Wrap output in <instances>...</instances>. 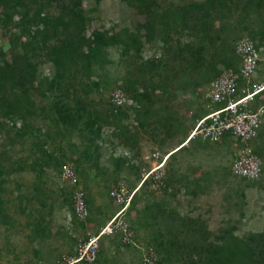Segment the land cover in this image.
Here are the masks:
<instances>
[{
    "label": "trees",
    "instance_id": "obj_1",
    "mask_svg": "<svg viewBox=\"0 0 264 264\" xmlns=\"http://www.w3.org/2000/svg\"><path fill=\"white\" fill-rule=\"evenodd\" d=\"M89 1L98 3L101 0ZM120 1L144 17L134 29L121 27L115 30L93 26V19L83 7V0H0V24L5 27L13 23L19 33L11 32V43L17 40L23 46V51H19L15 43L11 61L5 58L6 52L0 49V132L9 122L10 128L15 130L19 138L17 143L24 144L31 139L32 145L37 146V150L32 153L33 162L25 165V162L21 163L24 168L34 172L36 191L47 183L45 167H57L63 163L53 152L44 148L47 140L55 139L52 135L58 137L59 142L67 139L69 147L77 153L74 169L84 162H90L97 168L96 162L102 150L100 139L104 137L100 134L101 126L116 120L120 122L131 114H134L141 127L150 125L153 131H164L172 136V128L179 123V119L174 104L166 96L171 93V87L176 84L182 93L190 90L189 93L200 97L199 106L202 108L193 116L194 120L206 113L204 91L221 70H215L213 66L215 55H225L229 48L232 59L223 67H237L234 44L239 37L248 36L259 44L263 42L264 0H195L168 6H162L157 0ZM14 14L19 15L15 21L12 20ZM228 15L242 18L243 30L249 28V22L245 20H255L251 23L255 24L251 33L238 36L232 45L226 37H222L224 26L229 21ZM216 21H219L218 25ZM23 36L26 37L25 41H21ZM146 42L152 46L156 44L160 54L154 53L150 58H145L143 48ZM112 50H116L119 55L116 64L121 62L127 67L118 87L128 93L136 105L120 107L104 102L105 89L115 84L109 80V66L114 64ZM44 63L51 66L50 74L39 73V66ZM211 68L214 74L210 76L205 71ZM158 89L162 91L157 92ZM37 116L49 119L45 131L32 125L31 119ZM121 126L127 129V126ZM74 134L80 138V143L72 141ZM159 134L156 132L153 137ZM128 136L137 152L139 146L135 135L129 133ZM230 141L222 138L210 143ZM255 141L252 144L254 151L261 158ZM231 145L233 159L234 145ZM125 146L131 148L129 144ZM0 148H3L0 151V220L4 222L9 217L11 199L3 193L6 181L2 177L9 175V167L3 163L8 149L3 142ZM143 163L140 170L148 167L147 161ZM261 166L263 172L262 158ZM262 172L258 178L250 179L235 175L231 169V174L243 183L258 181ZM165 180L167 182L164 177ZM151 181L149 178L140 188L149 186ZM166 186L168 183H164L163 189ZM239 195L245 197L244 191L241 190ZM29 200L27 195L23 200L25 206ZM61 203H64L63 200ZM131 203L128 208L132 206ZM148 205L141 210L147 209ZM53 206V202L49 205L44 203L41 204V210L48 207L52 209ZM141 210L137 211L138 218L142 215ZM40 212L37 211L40 218L33 220L34 238L50 233L45 217L52 213ZM161 214L167 219L153 231L154 246H147L157 254L158 264H264V229L235 235L234 226H230L214 234L204 226L200 217H181L171 210L166 215L163 211ZM148 220V217H142L137 223L146 226ZM115 235L121 240L120 233Z\"/></svg>",
    "mask_w": 264,
    "mask_h": 264
},
{
    "label": "rangeland",
    "instance_id": "obj_2",
    "mask_svg": "<svg viewBox=\"0 0 264 264\" xmlns=\"http://www.w3.org/2000/svg\"><path fill=\"white\" fill-rule=\"evenodd\" d=\"M157 1L162 6H168L173 3L187 4L195 0ZM83 7L92 17V25L99 28L118 30L121 27H128L134 29L137 23L144 20L142 15L136 14L134 9L120 0H101L98 3L83 0ZM18 16L14 14L12 20H17ZM228 16L229 21L224 26L222 37H226L228 42H231L230 45L238 36L249 35L255 28V24H251L255 20H245L249 22V28L243 30L242 18L236 19L235 16ZM215 23L218 25L219 21ZM13 31L19 33L13 27V23L5 27L0 24V49L6 52L5 58L8 61L12 60L11 51L15 43L19 51H23V46L19 41L13 40L11 43L10 39L13 38L11 32ZM25 40L26 37L23 36L21 41ZM154 45L145 43L143 48L145 58H150L154 53L160 54V50L156 44ZM231 56L229 48L225 55L216 54L213 59L215 70L221 69L225 63L229 62L232 59ZM111 58L114 64L109 66V80L111 83L114 81L115 84L105 89L104 102H110V92L122 83L121 79L127 68L124 63L116 64L119 59L116 50H112ZM205 72L210 76L214 74H212L213 68ZM39 73L50 74L51 66L48 63L41 64ZM256 76L258 81L264 80V68L256 72ZM160 91L162 90H157V92ZM182 92L175 84L171 87V93L166 95L174 104L176 116L179 119V123L177 122L172 128L174 131L172 136H168L164 131L156 130L160 134L153 137L156 132L152 130V127L150 125L141 127L134 114L120 122L116 120L111 124L101 126L100 134H103L105 138L100 139L102 150L96 162L97 168L90 162H84L79 168L74 169L78 158L77 153L69 147L67 139L59 142L58 137L52 135L55 139L47 140L44 148L53 152L63 163L57 167H45L44 170L48 173L47 183L38 187L37 191L34 172L24 168L21 164L22 162H25L24 165L33 162L32 153L37 150V146L32 145L31 139L24 144L17 143L19 138L8 122L9 127H5L0 132V143L3 142L5 148L8 149V154L4 155L6 160L3 163L5 167H9V175L2 177L6 181L3 193L11 199V202L8 205L9 217L4 222L0 220V264H85L84 261L72 262L78 256L79 244L87 240L89 236L99 233L118 209L110 196V190L119 184L129 189L137 188L141 178L140 167L147 160L145 156H151L155 150L161 155L169 153L170 150L180 148L185 142L186 144L181 149L166 160L164 177L167 182L165 180L163 183H168V187L163 189V184L153 186L151 181L149 186L138 188L139 190H136L132 198V203L130 202L132 206L126 210L127 212L125 211L123 219L129 229L132 226L130 231L134 243L124 244L115 234H103L99 240L98 264H142L143 251L148 245L154 246L153 231L157 229V226L163 225L167 219L161 216L162 211L164 215L171 210L176 211L181 217L188 216L193 219L200 217L204 221V226L214 234L230 226H234L235 235H246L249 232L263 230L264 121L254 143L263 161L262 176L254 183L239 182L238 178L231 174L230 169L233 150L231 141L210 143L198 137H188L194 123L193 116L197 115L202 107L199 106L201 105L200 97H197L195 93H189L190 90ZM96 98H99V95H96ZM130 104L136 105L133 100ZM42 117L32 118L31 122L35 127H40L42 131H45L49 119ZM17 125L19 126V122ZM121 125L127 126V129ZM129 133L135 135L139 146L137 152H135L137 148L131 146ZM103 140L106 142L104 143ZM72 141L80 143V138L74 134ZM128 144L131 148L125 146ZM2 149L0 148V151ZM150 161V163L147 162L148 167L152 166L153 161ZM65 164H69L73 169V176L69 179L61 176L62 167ZM76 190L84 193L89 210L88 216L83 220H79L74 213L73 194ZM241 190L244 191L245 197H240ZM27 195L30 200L26 201L27 206H25L23 200ZM20 198L22 203H20ZM52 202L54 203L52 209L48 207L41 210V204L49 205ZM146 205L149 207L141 210ZM39 210L40 213L42 211L52 213L45 217L50 233L43 234L41 238H34L36 234L32 228L33 220L40 218L37 214ZM139 210L142 211V215L139 213L140 218L137 217ZM142 217L149 218L148 225L143 226V223L141 225L137 223Z\"/></svg>",
    "mask_w": 264,
    "mask_h": 264
},
{
    "label": "built area",
    "instance_id": "obj_3",
    "mask_svg": "<svg viewBox=\"0 0 264 264\" xmlns=\"http://www.w3.org/2000/svg\"><path fill=\"white\" fill-rule=\"evenodd\" d=\"M234 50L238 57L237 67L221 68L219 74L207 85L203 95L206 113L195 117L188 137H198L209 142L231 139L234 145L232 172L240 177L256 179L262 172V166L261 158L252 144L258 138L264 121V80L258 81L256 72L264 68V36L261 44L248 36H241L235 41ZM110 102L122 107L130 104L131 100L121 88L116 87L110 93ZM145 157L148 163L150 160L153 162L150 167H142L138 185L149 178L153 186L164 185V166L168 153L161 155L155 150L151 156ZM61 176L65 179L73 176L69 164L63 165ZM137 189L119 184L110 190V196L118 206L117 211L99 233L79 244L78 256L72 262L84 260L85 264H98L99 240L103 234L120 233L122 243H134L132 232L123 217ZM73 200L75 216L79 220L85 219L89 210L84 193L76 190ZM142 263L158 264L157 254L145 248Z\"/></svg>",
    "mask_w": 264,
    "mask_h": 264
},
{
    "label": "bare ground",
    "instance_id": "obj_4",
    "mask_svg": "<svg viewBox=\"0 0 264 264\" xmlns=\"http://www.w3.org/2000/svg\"><path fill=\"white\" fill-rule=\"evenodd\" d=\"M177 150H178V148H177V149H175L174 151H177ZM174 151H172V152H169V153H168V157H169V156H170V154H172ZM168 157H167V158H168ZM140 186H141V184H140V185H138L137 187H138V188H140Z\"/></svg>",
    "mask_w": 264,
    "mask_h": 264
},
{
    "label": "clouds",
    "instance_id": "obj_5",
    "mask_svg": "<svg viewBox=\"0 0 264 264\" xmlns=\"http://www.w3.org/2000/svg\"><path fill=\"white\" fill-rule=\"evenodd\" d=\"M120 88V87H119ZM112 92V91H111ZM125 92V91H124ZM126 94V93H125ZM127 95V94H126ZM110 97V96H109ZM128 97V96H127ZM129 98V97H128ZM130 99V98H129ZM110 100V99H109ZM131 100V99H130ZM131 102H132V100H131ZM90 237V236H89ZM80 261H82V260H79V261H76V262H80ZM85 262V261H84Z\"/></svg>",
    "mask_w": 264,
    "mask_h": 264
},
{
    "label": "crops",
    "instance_id": "obj_6",
    "mask_svg": "<svg viewBox=\"0 0 264 264\" xmlns=\"http://www.w3.org/2000/svg\"><path fill=\"white\" fill-rule=\"evenodd\" d=\"M78 263V262H77Z\"/></svg>",
    "mask_w": 264,
    "mask_h": 264
}]
</instances>
